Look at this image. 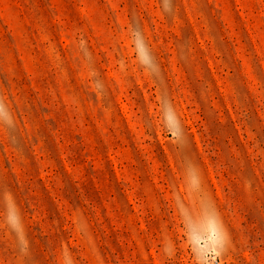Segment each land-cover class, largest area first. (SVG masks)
<instances>
[{"label":"rangeland","instance_id":"1","mask_svg":"<svg viewBox=\"0 0 264 264\" xmlns=\"http://www.w3.org/2000/svg\"><path fill=\"white\" fill-rule=\"evenodd\" d=\"M0 264H264V0H0Z\"/></svg>","mask_w":264,"mask_h":264}]
</instances>
